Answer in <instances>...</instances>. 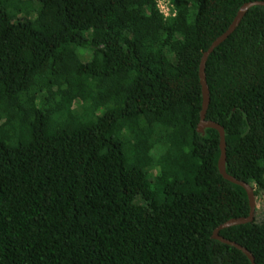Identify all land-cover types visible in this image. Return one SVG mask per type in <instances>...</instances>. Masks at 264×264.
Returning <instances> with one entry per match:
<instances>
[{"label":"trees","instance_id":"obj_1","mask_svg":"<svg viewBox=\"0 0 264 264\" xmlns=\"http://www.w3.org/2000/svg\"><path fill=\"white\" fill-rule=\"evenodd\" d=\"M264 0H0V264H250L245 217L197 131L201 53ZM204 119L264 206V7L207 56ZM218 234L264 264V208Z\"/></svg>","mask_w":264,"mask_h":264},{"label":"water","instance_id":"obj_2","mask_svg":"<svg viewBox=\"0 0 264 264\" xmlns=\"http://www.w3.org/2000/svg\"><path fill=\"white\" fill-rule=\"evenodd\" d=\"M253 6H262L264 7V1H251V2H246L243 3L238 7V9L235 12V15L227 28L219 35L217 36L210 44L209 46L201 53L200 59H199V64H198V71H197V76H198V81L200 85V94H201V107L199 111V120L197 124V131L199 133L203 132L204 128H211L214 129L217 132L218 135V148H219V156L217 159V171L219 175L225 179L226 181L235 184L239 187H241L247 197L248 201V214L245 217H237V218H231L220 225H218L216 228L213 229L211 233V238L215 239L223 244L229 245L231 247H234L235 249L239 250L249 261L250 264H255L253 256L242 246L238 245L237 243L227 240L223 237H221L218 232L221 229L230 227V226H235V225H240V224H245L252 222L254 219V195H253V189L251 186H249L246 182L237 180L231 176H229L224 169V163H225V144H224V132L223 129L220 125L212 122V121H207L204 119L206 108L208 105L209 101V93L207 89V85L205 82V76H204V64L206 61L207 56L213 51L214 48H216L220 43H222L228 35H230L233 30L236 28L238 23L240 22L241 18L244 16L246 11Z\"/></svg>","mask_w":264,"mask_h":264},{"label":"built area","instance_id":"obj_3","mask_svg":"<svg viewBox=\"0 0 264 264\" xmlns=\"http://www.w3.org/2000/svg\"><path fill=\"white\" fill-rule=\"evenodd\" d=\"M156 6L159 12L164 16H168L172 13L171 8L167 5L165 0H156Z\"/></svg>","mask_w":264,"mask_h":264},{"label":"rangeland","instance_id":"obj_4","mask_svg":"<svg viewBox=\"0 0 264 264\" xmlns=\"http://www.w3.org/2000/svg\"><path fill=\"white\" fill-rule=\"evenodd\" d=\"M264 208L263 205L255 198L254 199V218L257 217V213Z\"/></svg>","mask_w":264,"mask_h":264}]
</instances>
